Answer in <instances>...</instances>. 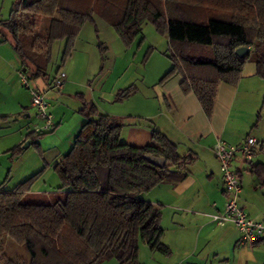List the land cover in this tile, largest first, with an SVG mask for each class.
<instances>
[{"label":"trees","instance_id":"obj_1","mask_svg":"<svg viewBox=\"0 0 264 264\" xmlns=\"http://www.w3.org/2000/svg\"><path fill=\"white\" fill-rule=\"evenodd\" d=\"M15 1L8 18L0 16V28L11 36L27 79L45 78L55 42L65 43L66 59L76 36L98 11L123 42L140 33L145 21L164 31L173 65L158 84L181 75V91L193 93L209 118L218 85H235L246 62L255 64L264 84V0ZM116 6L122 9L119 13ZM40 19H49L43 36L37 35ZM240 47L249 49L243 58L234 55ZM132 91L120 92L117 100ZM78 97L82 106L77 114L84 124L70 152L54 166L62 196L46 203L24 200L42 171L11 191L0 188V264H13L1 249L7 239L25 249L29 259L24 264H141L140 244L169 254L161 242L160 211L143 196L161 183L182 181L190 159L180 157L157 130L147 147L124 143L119 138L124 120L100 113L93 102ZM262 115L264 95L256 123ZM9 152L15 157L21 148ZM145 156L164 159V167L147 163Z\"/></svg>","mask_w":264,"mask_h":264},{"label":"crops","instance_id":"obj_2","mask_svg":"<svg viewBox=\"0 0 264 264\" xmlns=\"http://www.w3.org/2000/svg\"><path fill=\"white\" fill-rule=\"evenodd\" d=\"M0 36L14 52L11 36L1 28ZM255 67L254 63L246 62L235 85L222 82L218 85L210 118L204 114L193 93L181 91V75L161 84H151L152 92L141 98V123L122 118L124 127L119 138L124 143L147 147L152 142V130H157L175 145L180 157L191 161L182 169L185 174L182 181L161 183L143 196L160 211L161 242L168 247L169 254L162 255L150 250L146 244H140L141 264H264V240L254 246H240L238 233L232 226L219 227L210 219V215L223 210L225 203L219 164L212 146L217 141L237 146L247 138H253L256 148L252 161L244 163L238 156L233 168L242 185L239 206L249 218L264 224V150L261 145L264 142V115L258 123L255 120L261 109L264 84L257 77ZM11 68L10 54L0 53V70L9 72ZM65 76V83L59 91L44 86L36 88L45 92L47 101L50 99L56 103L51 106L48 102L55 124L49 137L55 139L51 144H56L57 139L74 142L81 130L80 125L84 124L83 118L77 114L82 105L75 110L65 106V101L74 97L70 88L79 81L71 76L70 71ZM78 95L75 94V98H79ZM10 99L7 96L0 103V117H6L0 119V138L9 133H20V115L27 119V113L32 111L28 101ZM8 105L10 110H6ZM9 123L12 127L3 126ZM21 139L18 137L15 147L27 140ZM56 149L57 164L63 158L59 142ZM36 191L33 188L31 192Z\"/></svg>","mask_w":264,"mask_h":264},{"label":"rangeland","instance_id":"obj_3","mask_svg":"<svg viewBox=\"0 0 264 264\" xmlns=\"http://www.w3.org/2000/svg\"><path fill=\"white\" fill-rule=\"evenodd\" d=\"M15 2V0H0L2 19L8 18ZM118 5L121 3L119 2ZM116 9L118 10L115 13L122 10L117 6ZM48 21L49 19L38 21L37 35L45 34ZM107 21L98 11H94L93 22H87L82 27L76 36V44L66 59H63L65 43L55 42L50 50V60L46 63L47 75L41 79H28V85L33 89H41L43 86L48 89L54 75L59 71L67 75L70 71L71 76L79 83L70 88L74 97L65 101V106L69 110H75L74 108L82 105L80 98H75V94L79 93L84 101H90L93 98L92 101L100 113L141 123L142 95L151 93L153 89L151 84L159 82L173 65L172 60L169 59L172 51L168 46V37L164 31L157 29L155 24L145 21L140 33L128 42H123ZM1 38L0 36V53L10 54L12 68L10 73L8 70H0V103L7 96L12 100L29 103V90L22 87L18 78V73L22 71L21 63L10 45L2 42ZM130 87L133 88L130 96L117 100L119 93ZM45 98L47 100V96ZM47 102H50L51 106L56 104L50 99ZM26 106L30 108L29 105ZM6 110H10L9 105ZM27 114L29 116L27 119H23L21 115L19 117V124L22 125L20 133H9L0 138V188L5 192L11 191L19 182L42 171L33 186L37 191L30 192L24 200L51 202L62 196V193L58 192L60 181L54 171L55 156L58 151L56 146L59 142V148L64 157L67 152H70L73 141L67 143L65 139H57L56 144H51L55 140L49 138L51 133L28 137L33 131L32 128L39 125L40 121L33 109ZM3 126L12 127V124ZM4 130L8 132L7 128ZM18 137H21V140L23 138L27 140L20 145L21 153L11 157L9 151L18 144L16 143ZM38 144L40 147L37 146ZM1 246L4 256L11 263H27L29 259L27 252L13 240L7 239ZM109 262L117 264L115 260L102 264H109Z\"/></svg>","mask_w":264,"mask_h":264},{"label":"built area","instance_id":"obj_4","mask_svg":"<svg viewBox=\"0 0 264 264\" xmlns=\"http://www.w3.org/2000/svg\"><path fill=\"white\" fill-rule=\"evenodd\" d=\"M66 74L59 71L54 75L50 85V90L59 91L66 80ZM27 76L23 71L18 73V78L22 87L29 90L30 106L35 111V116L40 124L32 129L34 133H49L53 131V115L49 110V103L46 102L45 92L33 89L28 85ZM256 142L253 138H247L240 145H228L222 141H217L213 147L215 159L219 164L222 188L225 195V203L221 212L210 215L211 221L219 226L230 225L238 233L240 246H254V244L264 240V224L256 222L247 216L238 204V197L242 190L241 180L233 168L235 158L239 156L244 163L252 161Z\"/></svg>","mask_w":264,"mask_h":264},{"label":"water","instance_id":"obj_5","mask_svg":"<svg viewBox=\"0 0 264 264\" xmlns=\"http://www.w3.org/2000/svg\"><path fill=\"white\" fill-rule=\"evenodd\" d=\"M249 53V49L247 47H240L235 50V56L239 58H243L246 56V54ZM144 159L147 161V163L157 167V168H163L165 165V160L158 157L153 156H145Z\"/></svg>","mask_w":264,"mask_h":264}]
</instances>
